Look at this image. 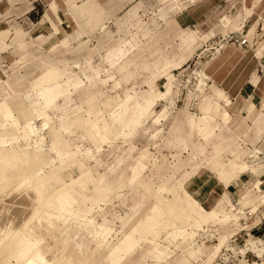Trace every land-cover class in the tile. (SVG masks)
<instances>
[{
  "label": "snow or ice",
  "instance_id": "6c2138e0",
  "mask_svg": "<svg viewBox=\"0 0 264 264\" xmlns=\"http://www.w3.org/2000/svg\"><path fill=\"white\" fill-rule=\"evenodd\" d=\"M196 5L197 0H191V6ZM33 6L34 0H21L9 4L8 10L0 14V29H6L0 32V53H11L12 57L10 65L0 61V185L22 172L19 184L35 193L33 215L23 228H15L11 221L0 228V264H264V237L256 240L247 236L239 241V247L234 243V238L244 237L256 223L264 227V0H252L251 7L246 4L227 24L220 22L241 33L238 43L242 50L251 45L252 62L244 82L260 96L259 116L253 125L261 143L256 145L253 140V148L245 150L236 137L228 147L223 140L216 145V156L203 166L211 168L220 186L228 189L234 184L237 192L232 197H220L210 211L186 192L179 210L174 203L164 201L162 195L182 190L184 181L201 167L195 163L197 156L189 153V138L199 135L209 141L215 137L212 125L216 117L212 113L215 108L218 117L220 104L212 102L230 103L225 93L213 85L211 97L201 104L206 115L199 122L193 117L187 131L173 122L165 136L161 121L167 109L156 115L153 108L158 100L172 98L173 82L179 80L182 84L183 73L169 76L164 91L158 92L153 83L155 76L144 78L139 65L130 62L139 47L138 35L130 31L128 37L117 40L119 33H114L106 46L98 44L93 49L91 42L82 38L104 31L103 13L78 14L86 6L71 0L64 5L59 0L45 4L40 24L47 26L49 41L64 23L59 16L62 6L65 18L71 17L69 23L75 22L71 36L65 35L61 44L49 52L61 45L68 48L70 41H76L77 51L86 49L89 54L82 63L41 60L34 78H17V68L28 59L29 32L36 27L29 21ZM188 6L178 2L164 5L161 18L167 20L172 12ZM138 7L130 6L127 15L131 17ZM256 12L259 19L244 36V22L251 23L248 18H255ZM173 27L178 28L175 24ZM180 36L188 51H194L196 34L180 32ZM185 58L165 60V74L168 69L180 72ZM149 70L145 64L143 71ZM195 75L207 80L202 72ZM141 79L146 89L138 83ZM190 100L191 93L187 98ZM245 103L251 116L256 106ZM223 116L227 121V112ZM21 140L27 148L18 151L16 146ZM157 141L169 151L189 153L192 172H187V165L181 168L175 163L167 164L166 158L161 165V144ZM150 148L157 152L153 154ZM226 151H231L232 159L222 163L219 157ZM180 172L184 175L180 176ZM129 196L135 197L133 215L121 217L118 236L122 239L113 246L114 221L107 219L109 205L124 201L126 207ZM177 216L187 225H220L224 234L216 233L219 243L213 248L184 249L179 242L189 241L192 233L188 226L178 229L172 223ZM97 218L102 223L97 224ZM37 222L39 230L32 227ZM161 236L181 248L175 261L171 259V248L163 250L157 243ZM249 252L254 256L249 257ZM101 255L102 260L97 258Z\"/></svg>",
  "mask_w": 264,
  "mask_h": 264
},
{
  "label": "rangeland",
  "instance_id": "374dc122",
  "mask_svg": "<svg viewBox=\"0 0 264 264\" xmlns=\"http://www.w3.org/2000/svg\"><path fill=\"white\" fill-rule=\"evenodd\" d=\"M47 1H49V3L50 1L52 2V0H36L34 2L35 8L32 10H34L35 13L31 12L29 21L30 23H34L36 27L29 32V38L27 41L28 59L23 63V65L17 68V78L33 77V73L38 72V69L41 67V60L45 62H50L52 60L71 61L73 63L79 61L82 63L84 57L89 54L88 50L86 49L78 52V44L76 41H70L68 48H65L63 45H61V47L55 52H49V49H52L54 45L61 44V41L64 40L65 35L71 36L72 32L75 30V22L72 21L69 27H66L64 24H62L59 33L53 37L51 41H49L47 26L40 24V19L43 17L45 4ZM85 1H87V11L89 12L97 11V9H100L101 7H103L104 10L103 20L106 26L105 32L101 33V31L97 30L91 37L88 35L83 36L84 41L86 40L91 42V47L93 49H95L98 44L101 47L106 46L111 41L114 33H119L116 39L120 40L122 38L128 37L129 32L131 31L133 34L138 35L137 44L139 47L130 57V62H132L134 65H139V69L144 78H151L153 75L155 76L153 83L155 84L156 90L158 92L162 93L164 91L165 84L169 82V76L177 77L183 73L182 84L179 80L173 82L171 89L172 98L168 99L167 101L158 100L157 104L154 105L153 108V111L156 115H159L161 111L167 109L166 118L161 121V127L164 128L165 136H167V129L172 127L173 122L181 125L185 131L188 130V122L193 117H195L197 122H199L200 118L203 115H206V113L201 111V104L211 97L212 92L211 89H205L206 80L205 82L203 81V83H198L195 74L198 72L208 74L206 71H208L213 58L218 55V50L220 49L219 47H221V45H218V42V44L215 46L210 47L206 43L208 40L205 39L204 43L201 42V44L200 34L196 31L195 24L192 27L188 26L190 19L186 14V10L189 6H191V0H71V2L77 3L79 5ZM14 2L20 3L21 0H0V3H2V6L4 7L2 11L0 10V13L2 14L3 11H7L8 5ZM67 2H69V0H60L61 5H64ZM173 2L188 4L189 6L179 8L175 12H172L167 20L162 19V8L164 5H170ZM199 3L200 0H197V4ZM220 4L223 5V7L226 5L224 1H222ZM93 5H97L99 7L93 9L91 7ZM130 6H139L131 17L127 15L128 8ZM227 9L228 8H226L223 13H226ZM30 10L31 8L29 11ZM25 14L27 15V13ZM165 15H168V13H165ZM59 16L61 18L65 17V8L63 6L60 8ZM66 19L69 20V17ZM173 24L177 25L178 28L173 27ZM24 30L28 31L27 28ZM180 32L196 34V47L194 51H188L184 40L180 36ZM38 38L41 39L38 40ZM8 42L11 43L10 40ZM222 42L225 44L230 43V41H228V37H225V40ZM204 44H206L205 47L207 48H205V51H202ZM206 53L209 55L206 56ZM98 56L99 53H97V58ZM181 57H186L181 66V71L177 72L176 69H168L165 74L164 61L171 60L173 58L179 59ZM15 59H19V57H16ZM0 61L10 65L12 63L11 53H0ZM145 64L149 65L150 68V70L147 72L143 71ZM157 65H159V69H157ZM2 70L3 64H0V79L3 78ZM133 70L135 71L136 68L134 67ZM73 71L79 70L73 69ZM138 83L142 89H146L147 86L143 83V79L139 80ZM198 85L200 86L199 88ZM178 90L179 95H177ZM190 93L191 100L187 101ZM182 109L186 110L181 111ZM212 115L216 117L212 125L216 129L215 137L209 141L203 140V138L199 135H193L189 138V153L197 156L195 163L201 165V167L194 175L189 176L188 179L184 181L182 190L164 192L162 195L166 198H173L171 202L176 205L178 210L180 203L184 200L185 192L191 195L193 199L197 201V203H200L201 207L205 208V211H210L212 207L215 206L217 200H219L220 197L225 195L229 197L233 196L228 192L230 187L228 189H224L222 186H220L216 182L211 168L203 166L207 165L209 161H211L213 157L216 156L215 147L221 142V140L225 142V147H228V144L234 143L236 138L232 133H230L228 129L223 126L224 123L222 122V119H224V116L219 117L218 115L217 117L216 113H212ZM37 126H39V123H37ZM156 143L161 144V149L159 150V162L161 165L165 164L166 158L167 164L171 165L175 163L181 168L187 165V172H192L193 168L190 165L189 153H178L175 150L169 151L166 147H163L161 141H157ZM145 146H147V142H145ZM244 147L245 150L251 149V146L248 145H244ZM16 148H27V143L21 140ZM149 150L153 152V154L157 152L155 148H150ZM173 156L177 157L175 161L172 160ZM230 159H232L231 151H226L222 154V156L219 157V160L222 163H227V161ZM76 175H78V172ZM183 175L184 172H180V176ZM72 178L74 179L75 176L73 175ZM218 189L219 191H217ZM134 202L135 197L129 196L126 202V207L124 201H116L113 205H109L107 219L110 222L114 221V231L111 237V243L113 246L118 244L119 240L122 239V236H118L121 231V217L133 215L132 209L134 207ZM146 214L147 213L145 212V215ZM242 218L243 217H241V219ZM140 219H143V216H141ZM140 219H137V224L140 222ZM99 223H102L101 218H97V224ZM128 223L129 221L126 219L124 221V225L127 226ZM172 223H175L178 229L188 226L190 233H192L189 241L179 242L184 249L190 246H195L197 249L213 248L215 243H219V238L216 233L219 232L220 236L224 234L220 225L209 223L204 226H198L195 225L194 222L192 225H187V221L180 219L179 216L174 217ZM132 227H135V224H133ZM253 228L247 231L244 237L237 236L234 238V243L237 244V247L240 246L239 241L243 238H246L247 236H252L256 240H260L262 237H264V227H262L259 223H256ZM130 230L131 229L129 228V231ZM159 246L163 250H168L171 248L173 252L171 257L172 260L174 258L178 259L180 257L181 248L177 247V242L173 241L170 243L169 241L165 240L164 236H161L159 239ZM247 255L249 257L254 256V254L251 252H249ZM97 258L102 260L103 256L101 255ZM204 259H207V257L205 256ZM256 259H258V257H256Z\"/></svg>",
  "mask_w": 264,
  "mask_h": 264
},
{
  "label": "crops",
  "instance_id": "0c3cea01",
  "mask_svg": "<svg viewBox=\"0 0 264 264\" xmlns=\"http://www.w3.org/2000/svg\"><path fill=\"white\" fill-rule=\"evenodd\" d=\"M222 1L226 3L225 7L220 4ZM251 2L252 0H200V3L196 7L189 6L186 14L190 19L188 26L192 27L195 24L196 31L200 34V43H204L205 39L208 40L206 43L210 47L215 46L218 42V45H221L218 55L213 58L208 71H206L208 74H203L207 77L205 89H211L215 85L225 93L230 103L213 101V105L216 103L220 104L219 117L221 112V116H223L224 112L228 114L227 121L221 118L224 123L223 126L233 136L239 137L240 143L251 146L252 149L253 140H255L256 145H259L261 141L257 138L258 132L253 125V121L259 116L260 96L254 94L250 85L244 82L245 72L252 62V56L249 55L251 45L242 50L241 45H237L233 41L226 44L223 43L222 39H225L224 34L227 37V35L232 33V36L237 39L242 38V36L240 32L235 31L232 27L225 28L220 23L221 20H224L225 24H227L241 12L246 4L248 7H251ZM1 6L2 3H0V10L2 11L4 7ZM34 8L35 5L31 8L30 13H35L32 10ZM226 8H228L227 14L223 13ZM248 19L251 23L245 21L246 27L241 30L244 36L247 35V28L252 27L256 23V20L259 19V13H255V18L249 17ZM69 20H71L70 16ZM258 35L259 33H257ZM205 46L206 44H204ZM246 101L256 106V111L251 116L248 112ZM213 113H215V108H213ZM238 120L241 121L239 125L237 124ZM249 129H252V131L249 132ZM228 192L230 195L235 194L237 192L236 186L234 184L231 185Z\"/></svg>",
  "mask_w": 264,
  "mask_h": 264
},
{
  "label": "bare ground",
  "instance_id": "6f19581e",
  "mask_svg": "<svg viewBox=\"0 0 264 264\" xmlns=\"http://www.w3.org/2000/svg\"><path fill=\"white\" fill-rule=\"evenodd\" d=\"M86 4H87V1L81 3L80 5L85 6ZM93 12H101L104 15L103 7H101L100 9H97V11H93ZM89 13H92V12L87 11V5H86V7L81 8L78 11V14H83L85 16H87ZM61 19H64L63 24L66 27H69V25H70L69 21L70 20L66 19L65 17H63ZM101 28L104 29V31H101V33L105 32V30H106L105 23L101 24ZM2 31H5V29H0V32H2ZM98 31H100V30H98ZM98 33H100V32H98ZM223 36L225 38L226 34H224ZM227 37L228 38L233 37L232 33L227 35ZM222 40L224 41L225 39H222ZM238 45H240V44L238 43ZM195 76H196V79L198 80V83L199 82L201 83L202 80L199 78V76H197V75H195ZM221 115H222V112H221L220 116ZM203 116H205V115H203ZM239 122H241V121L238 120V122H237L238 125H239ZM37 127H39V126H37ZM16 149L18 151H22L25 148H23V149L16 148ZM21 175H22V172L16 173L12 177V179H10L6 184L0 185V228L3 227V223L11 221L14 224L15 228L21 229V228H23L24 224L33 215L35 193L32 192L31 189H28L26 187H22L19 184L18 179ZM162 199L166 202H171L173 200V198L172 199L166 198L164 196H162ZM32 227L36 230L40 229L38 222L33 224ZM72 236L74 237L75 233H72ZM157 243L159 244V240L157 241ZM176 259L177 258H174L173 261Z\"/></svg>",
  "mask_w": 264,
  "mask_h": 264
},
{
  "label": "built area",
  "instance_id": "2783aa9c",
  "mask_svg": "<svg viewBox=\"0 0 264 264\" xmlns=\"http://www.w3.org/2000/svg\"><path fill=\"white\" fill-rule=\"evenodd\" d=\"M232 35H233V34H232ZM240 39H242V38H240ZM238 40H239V39L234 38V37H229V38H228V41H233V42H234L235 44H237V45H238V43H237ZM205 48H207V47H204L202 51H205ZM210 49H211V48H210ZM205 55L208 56L209 54L206 53ZM255 228H256V227H255ZM253 229H254V228H253Z\"/></svg>",
  "mask_w": 264,
  "mask_h": 264
}]
</instances>
